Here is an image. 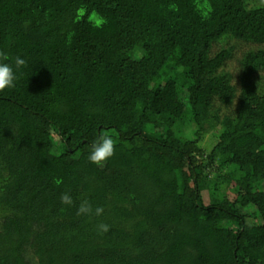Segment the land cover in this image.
<instances>
[{
  "label": "trees",
  "instance_id": "obj_1",
  "mask_svg": "<svg viewBox=\"0 0 264 264\" xmlns=\"http://www.w3.org/2000/svg\"><path fill=\"white\" fill-rule=\"evenodd\" d=\"M0 52V264H264V0H0Z\"/></svg>",
  "mask_w": 264,
  "mask_h": 264
},
{
  "label": "clouds",
  "instance_id": "obj_2",
  "mask_svg": "<svg viewBox=\"0 0 264 264\" xmlns=\"http://www.w3.org/2000/svg\"><path fill=\"white\" fill-rule=\"evenodd\" d=\"M70 41L71 36H69ZM10 59L7 54L0 52V93L15 86L17 70L27 63L25 59L17 56L14 59V68L12 63L6 62ZM116 147L117 144L113 137L102 132L90 146L91 150L88 155L89 162L98 167H103L115 155ZM61 202L65 205H72L73 203L71 196L67 193L61 196ZM103 213V207H95L93 209L92 205L86 201L80 205L77 215H95L99 217ZM97 229L99 233H107L110 230V226L105 223H100L97 225Z\"/></svg>",
  "mask_w": 264,
  "mask_h": 264
},
{
  "label": "rangeland",
  "instance_id": "obj_3",
  "mask_svg": "<svg viewBox=\"0 0 264 264\" xmlns=\"http://www.w3.org/2000/svg\"><path fill=\"white\" fill-rule=\"evenodd\" d=\"M248 48L250 49L251 46L250 45H244V44L238 45V48L236 50V57H235V59H233L232 61H229L228 62L227 69L234 75V84L237 85V86L239 84V74H240L238 60L242 56V54L245 51L248 50ZM204 146L206 148L208 147V149H210L211 143H209V140H208L207 143L204 144ZM229 197H230L231 200L234 199V193L232 191H229Z\"/></svg>",
  "mask_w": 264,
  "mask_h": 264
}]
</instances>
